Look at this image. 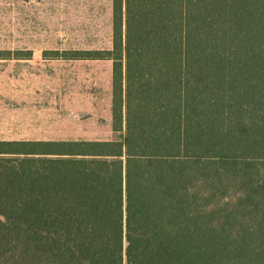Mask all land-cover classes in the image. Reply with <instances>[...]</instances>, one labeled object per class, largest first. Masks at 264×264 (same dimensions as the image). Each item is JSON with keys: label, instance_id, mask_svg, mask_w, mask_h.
<instances>
[{"label": "trees", "instance_id": "1", "mask_svg": "<svg viewBox=\"0 0 264 264\" xmlns=\"http://www.w3.org/2000/svg\"><path fill=\"white\" fill-rule=\"evenodd\" d=\"M44 56L112 62L119 140H0V264H264V0H112Z\"/></svg>", "mask_w": 264, "mask_h": 264}, {"label": "rangeland", "instance_id": "2", "mask_svg": "<svg viewBox=\"0 0 264 264\" xmlns=\"http://www.w3.org/2000/svg\"><path fill=\"white\" fill-rule=\"evenodd\" d=\"M111 48L112 0H0V140H119L112 62L41 59Z\"/></svg>", "mask_w": 264, "mask_h": 264}, {"label": "crops", "instance_id": "3", "mask_svg": "<svg viewBox=\"0 0 264 264\" xmlns=\"http://www.w3.org/2000/svg\"><path fill=\"white\" fill-rule=\"evenodd\" d=\"M30 52H32L33 53V51H30ZM45 52H48L47 50L46 51H43V55L41 56V59L43 60V61H45V62H47V61H50V60H53V59H51L50 57H45L44 56V53ZM12 60H14V61H18V62H31L32 60H33V56H32V58H30V59H24V57H20L19 59H12ZM0 61H8V60H0Z\"/></svg>", "mask_w": 264, "mask_h": 264}]
</instances>
